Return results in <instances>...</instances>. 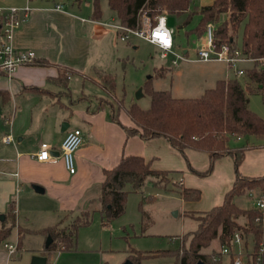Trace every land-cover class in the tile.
Listing matches in <instances>:
<instances>
[{
	"label": "crops",
	"instance_id": "crops-1",
	"mask_svg": "<svg viewBox=\"0 0 264 264\" xmlns=\"http://www.w3.org/2000/svg\"><path fill=\"white\" fill-rule=\"evenodd\" d=\"M82 2L0 0V6L29 3L33 7L15 32L12 42L17 50H31L36 56L31 64L17 67L10 78L0 69V228L11 204L16 222L0 244V264H29L35 254L46 255L49 259L51 253L44 250L47 236L40 230L60 225L81 211L98 213L103 170L113 168L122 156L139 155L151 169L179 172L180 186L198 189L199 199L186 200L189 209L184 210L183 215L184 212H205L222 204L236 177L234 160L230 155L215 160L209 174L198 176L190 169L205 171L209 165L207 152L188 148L182 155L164 137L143 140L139 135H128L122 125L132 122L125 112L119 115L121 124L113 121L109 108L98 102L106 90L100 84L97 72L109 73L112 63L123 59L129 50L139 49L138 42L152 46L159 56L160 50L139 38L121 41L114 29L81 21V18L103 20V16V21L119 23L108 3V10L104 13L101 10L99 19L92 18L93 7L88 16H81ZM212 2L195 6V11ZM58 4L63 8L57 9L55 6ZM194 27L185 35L186 46L195 51L198 41ZM172 35L174 49L179 52L177 38L174 33ZM183 51L188 54L189 49ZM60 68L68 71L65 84L58 81ZM159 68L166 69L163 65ZM229 77L223 71H215L204 76L194 87L190 86L191 92L200 94L172 96L199 97L206 89L214 87L218 80ZM238 78L243 82L244 76ZM31 87L42 91L35 92ZM246 93L249 109L258 113L252 106V97L259 93L247 90ZM74 128L81 129L83 133V143L74 154L75 173L70 174L61 160L49 163L33 157L42 142L49 144L51 154L58 155L65 134ZM7 136L10 140L5 143ZM243 144L250 145V148L245 152L239 172L249 177L264 175L263 141L252 135L234 137L229 141L231 147ZM259 192L255 194L259 195ZM239 197L234 198L239 208H254V203L247 208L240 206ZM239 223H247L246 216H241ZM26 235H34L35 247L24 249ZM6 243H16L17 250L13 254L20 256L13 258V254L9 255ZM24 253H28V257L23 256Z\"/></svg>",
	"mask_w": 264,
	"mask_h": 264
},
{
	"label": "trees",
	"instance_id": "trees-1",
	"mask_svg": "<svg viewBox=\"0 0 264 264\" xmlns=\"http://www.w3.org/2000/svg\"><path fill=\"white\" fill-rule=\"evenodd\" d=\"M73 1L80 3L82 0ZM191 2L192 0H107L109 9L119 23L128 28L138 25L142 13H146L153 24L154 18L161 12L178 17L188 10ZM92 7V18L99 19V0H92ZM195 12L200 18L193 29L194 32L201 33L208 23H213L218 42L239 45L243 55L250 59L251 66L244 68L243 82L236 76L229 77L218 80L214 87L206 89L199 97L176 98L170 90L153 89L147 81L144 90L150 98L149 107L143 109L136 102L123 105L122 109L134 127H122L128 135H139L143 140L164 137L182 155H185L188 148L207 152L208 168L202 172L190 169L198 176L209 174L218 158L225 155L233 158L236 177L222 204L205 212H184L185 216L197 222L196 228L185 233L178 249L155 251V254L171 252L176 264H223L221 260L216 259L218 252L203 253V249L215 240H218L220 245L229 241L235 231L252 237L256 243L255 247L264 238V227L255 222L260 212L254 208L241 209L234 203L236 196L256 188L264 200V175L249 177L242 175L238 170L250 145L229 146L231 138L251 135L263 141L264 145V118L249 109L246 93V90L258 92L264 103V0H213L210 5L202 6ZM190 18L189 14L184 24H187ZM66 72V69L60 68L59 83L65 84ZM97 73L104 89L114 92L115 76L101 71ZM157 76L160 75L157 73ZM251 84L254 86H250ZM30 89L35 92L42 91L36 87ZM111 118L121 124L118 117L112 113ZM103 174L104 180L98 198V214L102 226L110 225L124 213L127 185L132 191L140 192L148 178H152L153 184L165 187L170 182L174 184V177L180 175L179 172L151 169L149 163L139 155L122 156L117 165L104 169ZM178 189L185 200H197L200 197L198 189L182 186H178ZM143 202L144 200L140 201V207ZM92 215L91 210L82 211L78 219L66 228L53 225L40 230L52 239L45 247V252L50 254L59 250L74 249L79 228L90 224ZM241 216H246L247 223H239ZM15 224L14 207L11 204L0 228V244L5 241ZM20 244L19 237L18 246ZM48 262L47 258V264Z\"/></svg>",
	"mask_w": 264,
	"mask_h": 264
},
{
	"label": "rangeland",
	"instance_id": "rangeland-1",
	"mask_svg": "<svg viewBox=\"0 0 264 264\" xmlns=\"http://www.w3.org/2000/svg\"><path fill=\"white\" fill-rule=\"evenodd\" d=\"M211 1L192 0L191 9L182 17L174 19L173 33L177 38L179 52L184 56V59L179 60L178 67L171 66L169 58L161 59L152 46L138 42V50H129L123 55V59L110 65L107 72L115 76V89L114 92L105 91L103 96L98 98V102L108 107L112 115L119 119L120 113L124 112L123 105L136 102L143 109L149 107L150 98L144 90L147 81L153 89L170 90L173 96L191 97L192 94L200 93L191 92L190 86L194 87L208 74L223 71L224 75L234 77L235 72L229 70L226 63L217 60L197 61L194 49L186 46L185 32L197 25L200 18L194 7L209 4ZM91 4L92 0H83L80 6L81 16H88ZM99 5L103 13L108 10L107 0H99ZM189 14L191 18L184 24ZM102 18L104 20L103 16ZM195 33L198 41L196 50L201 43L203 32ZM185 48L189 49L188 54L184 53ZM161 65L166 69L159 68ZM245 66L250 67L251 62L243 63L242 67ZM156 72L160 76H157ZM97 77L99 79L98 73ZM139 91L141 95L138 97ZM252 106L258 110L256 114L260 117L264 115V103L260 94L252 97ZM125 127L130 129L134 125L131 123ZM173 183L170 182L164 187L153 184L152 178H148L140 192L132 191L127 185L124 213L107 226L101 225L97 212L93 213L90 224L79 228L75 248L51 253L48 264H125L128 260L133 261L132 264H176L171 252L155 254V251L178 249L185 233L194 230L197 222L183 215V211L189 208L186 207V200L180 195L179 178L174 177ZM251 191L254 193L252 196L244 194L237 198L240 206L247 208L258 198L255 193L259 190L256 188L245 193ZM141 200L144 202L140 207ZM81 213L82 211L59 227H68ZM23 243L24 249L33 248L36 238L34 235H26ZM219 249L220 243L216 240L203 249V252L215 253ZM18 255L20 256L16 253L12 257ZM23 256L28 257V253ZM225 259L221 260L223 264L227 263ZM260 264H264V257Z\"/></svg>",
	"mask_w": 264,
	"mask_h": 264
},
{
	"label": "built area",
	"instance_id": "built-area-1",
	"mask_svg": "<svg viewBox=\"0 0 264 264\" xmlns=\"http://www.w3.org/2000/svg\"><path fill=\"white\" fill-rule=\"evenodd\" d=\"M57 9H62L63 5H56ZM33 7L26 3L23 6H0V69L10 78L17 67L21 65L31 64L35 59L34 51H19L13 45V36L20 25L27 19ZM161 17H168L165 12L158 14L153 24L150 17L146 13H142L138 25L135 28H128L120 23L111 21L91 20L81 18V21H91L98 26L114 29L117 37L121 41H129L132 38H139L157 46L160 50V57L166 59L170 57L172 66L178 64L184 56L174 49L173 32L171 33V47L166 46L160 39L158 34L163 33V29H159ZM167 28L173 29V27ZM195 58L197 61L217 60L227 64L229 70L235 72L236 77L244 76L245 70L243 63L250 62V59L243 55L239 45H232L229 42H218L215 37V25L208 23L203 31L202 40L199 47L195 50ZM10 138H4V142L8 143ZM83 143V133L81 129L74 128L65 134L58 155L51 154L50 147L47 142H42L33 157L38 161L55 163L61 160L65 169L70 173H75L74 154ZM252 196V192H249ZM254 209L260 213L255 218V222L264 227V200L258 195L254 202ZM250 236H245L239 231H235L229 241L220 245L216 259H227L231 264H260L264 257V238H262L257 246ZM5 248L9 255L17 250L16 243H6Z\"/></svg>",
	"mask_w": 264,
	"mask_h": 264
},
{
	"label": "water",
	"instance_id": "water-1",
	"mask_svg": "<svg viewBox=\"0 0 264 264\" xmlns=\"http://www.w3.org/2000/svg\"><path fill=\"white\" fill-rule=\"evenodd\" d=\"M174 24V18L172 16L167 17V25L172 27ZM141 91L138 93V97L141 95ZM176 214V213H174ZM51 237L48 235L45 239L44 247H47L51 242ZM29 264H47V256L46 255H33L30 259ZM125 264H132L130 260H128Z\"/></svg>",
	"mask_w": 264,
	"mask_h": 264
},
{
	"label": "clouds",
	"instance_id": "clouds-1",
	"mask_svg": "<svg viewBox=\"0 0 264 264\" xmlns=\"http://www.w3.org/2000/svg\"><path fill=\"white\" fill-rule=\"evenodd\" d=\"M166 25H167V18L166 17H161L160 18V23L158 25V28L159 29H163L164 31H163L162 34H158V35H159V39L160 40H161V37H163L167 41V43H164L161 40L166 46L171 47V43H172V41H171V33L174 31V29L167 28Z\"/></svg>",
	"mask_w": 264,
	"mask_h": 264
},
{
	"label": "snow or ice",
	"instance_id": "snow-or-ice-1",
	"mask_svg": "<svg viewBox=\"0 0 264 264\" xmlns=\"http://www.w3.org/2000/svg\"><path fill=\"white\" fill-rule=\"evenodd\" d=\"M161 40H162L164 43H167V41H166L163 37H161Z\"/></svg>",
	"mask_w": 264,
	"mask_h": 264
}]
</instances>
